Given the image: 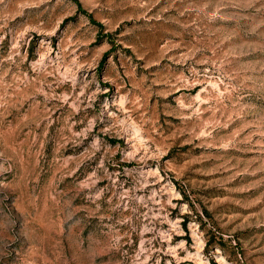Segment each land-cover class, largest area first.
Segmentation results:
<instances>
[{
  "label": "rangeland",
  "instance_id": "rangeland-1",
  "mask_svg": "<svg viewBox=\"0 0 264 264\" xmlns=\"http://www.w3.org/2000/svg\"><path fill=\"white\" fill-rule=\"evenodd\" d=\"M0 264H264V0H0Z\"/></svg>",
  "mask_w": 264,
  "mask_h": 264
}]
</instances>
